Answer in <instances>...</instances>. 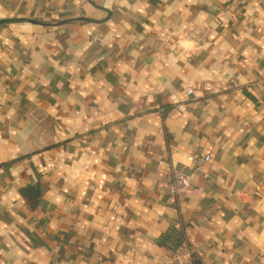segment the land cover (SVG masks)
Wrapping results in <instances>:
<instances>
[{"label":"crops","instance_id":"0c3cea01","mask_svg":"<svg viewBox=\"0 0 264 264\" xmlns=\"http://www.w3.org/2000/svg\"><path fill=\"white\" fill-rule=\"evenodd\" d=\"M132 233L135 264H264V0H0V264H117Z\"/></svg>","mask_w":264,"mask_h":264},{"label":"built area","instance_id":"2783aa9c","mask_svg":"<svg viewBox=\"0 0 264 264\" xmlns=\"http://www.w3.org/2000/svg\"><path fill=\"white\" fill-rule=\"evenodd\" d=\"M186 39L181 42L180 46L186 48L185 44L191 49H200L204 44L202 37L195 35L185 34ZM189 40V42H186ZM184 42V43H183ZM183 43V45H182ZM257 81L255 84H257ZM188 96L195 97L196 94L193 90L189 89L186 91ZM169 103L172 107L178 109L179 111L184 110V105L179 102L175 95L169 97ZM163 108H160L162 111ZM186 165L183 167H178L176 165L171 166V179L169 183V193L172 195H177L182 192L189 191L193 187V181L198 173L201 172L202 167L210 161L209 154H186L185 155ZM165 162L160 161L159 164H164ZM175 229H179L180 226L176 225ZM185 238V237H184ZM186 239V238H185ZM180 242L174 250L171 251L166 264H193L195 260V248H193L187 240ZM143 240L136 234L132 233L126 242V249L122 258L117 264H135V255L141 249Z\"/></svg>","mask_w":264,"mask_h":264}]
</instances>
